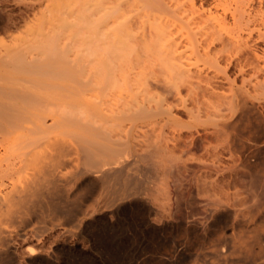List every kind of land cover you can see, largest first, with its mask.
<instances>
[{
  "label": "bare ground",
  "instance_id": "1",
  "mask_svg": "<svg viewBox=\"0 0 264 264\" xmlns=\"http://www.w3.org/2000/svg\"><path fill=\"white\" fill-rule=\"evenodd\" d=\"M231 1L229 3L233 7H230V15L234 25L249 10L251 5L248 3L255 0ZM97 2L89 4L87 9L92 11L85 15L83 28H74L69 35L70 40L80 37V47L88 54L90 60L87 62L82 57L83 64L88 63L86 69L83 67L84 70L76 69L79 65L77 59L74 61L68 57L67 52L62 50V44L61 47L55 45L56 42L52 43L69 28L70 24L63 18L53 23L60 29L39 31L41 36L45 33L44 36L49 38L45 41L50 43L39 41L37 44V26L12 35L10 39L0 38V264L42 263L44 257L37 255L36 248L29 246L27 256L22 249L23 242L29 238L28 232L37 237L48 228L32 227L33 220L39 217L70 216L73 214L71 208L77 206L75 202L78 203L84 197L81 198L82 193L90 199L100 190L105 193L104 200H100L103 202L101 206L96 202L98 198H91V201L96 202V208L92 211L100 216L88 220L89 211L79 209L73 214L79 219L72 226H67L64 232L78 237L88 234L89 244L101 255H104L106 237L98 236V227L114 225L109 218L119 217L124 210L140 211L134 228L142 235L162 236L172 233L176 236H212L216 228L220 227L222 236H228L231 215L226 205L228 201H223L222 210L217 207L219 212L222 211L220 215L223 218H219L222 224H218L220 222L216 218V205L209 206L207 219L202 224L185 222L164 206H151L154 196L147 186L148 177L138 178L134 171L128 170L130 164L138 162L144 155L162 150L177 153L176 147L180 148L179 141L183 137L189 141L185 145L189 146V150L192 146L194 149L198 147L199 141L208 145L214 131L212 134L211 129L205 133V129L200 130L196 108H189L187 98L180 92H170L171 95L152 92L146 87L147 78L144 80L142 77L141 81L133 75L138 64L132 57V43L136 45V34L141 29V35L146 37L147 34L155 33L157 38L154 40H161L168 31L163 25V14H130L121 5L105 6ZM147 6L150 8L149 3ZM239 8H242L240 15ZM225 9L221 11L215 6L204 10L201 17L224 28L228 24ZM138 16L143 18L142 26L135 27L132 22ZM136 20L140 21L135 19L134 23ZM156 45L159 46L158 43ZM165 52L166 48L159 53ZM167 55L169 53L163 54V59ZM240 104L247 112L246 116L251 118L249 113L253 107L244 99ZM225 108L232 110L231 103L228 102ZM183 110L189 117L188 121L178 115ZM229 113L224 115L222 125L226 143L231 127ZM254 117L257 121L259 114L256 113ZM137 127L146 130L135 136L133 132ZM150 130L155 133L151 139L148 135ZM184 149L186 154L187 147ZM188 152L191 153V156L187 154L190 160H200L194 156L195 151ZM178 154V158L174 154L175 158L183 159L182 153ZM184 162L187 164V161ZM72 166H75V170L70 173ZM164 188L161 190L164 191ZM162 195L167 194L164 192ZM232 238L229 237V242H233L231 252L235 255L239 253L238 257H233L234 253L231 252L227 255L221 250L223 253L214 254L216 262L210 261L212 264H264V236L256 233L255 236ZM177 245L174 255H186L187 251L180 244Z\"/></svg>",
  "mask_w": 264,
  "mask_h": 264
},
{
  "label": "rangeland",
  "instance_id": "2",
  "mask_svg": "<svg viewBox=\"0 0 264 264\" xmlns=\"http://www.w3.org/2000/svg\"><path fill=\"white\" fill-rule=\"evenodd\" d=\"M227 1L0 0V38L10 39L12 35L37 26V44L39 41L50 43L45 41L49 40L47 36H44L45 33L42 35L47 39L43 38L39 31L60 29L53 23L63 18L70 24L69 28L57 36L52 43L56 42L55 45L59 46L62 44L64 53L67 52V56L74 61L77 59L79 65L76 69L83 70L88 63L83 64L82 57L86 62L90 59L86 51L80 47L78 42L80 37L72 41L69 35L72 29L83 28L85 15L92 11L87 8L92 3H102L105 6L121 5L130 14L162 13L163 25L168 30L161 38L162 41L154 40L157 38L155 33L147 34L146 37L141 35V29L136 34L134 42L136 45L132 43L134 48L132 57L135 64H138L133 75L139 77L141 81L147 78L146 87L152 92L169 93V95L173 92V94L180 92L183 97L187 98L186 104L189 108H196L195 115L200 116L197 118L201 124L200 130L205 129L203 131L205 133L211 129L212 134L214 131V135H211L214 138L209 137L211 142L208 145H205L206 142L199 141L197 149L192 146L189 150V146H185L189 141L183 137L179 141L180 148L176 147L178 150L175 152L177 153L170 151L166 153L159 150L160 152L156 154L144 155L138 162L130 164L127 169L134 171L139 176L138 178L148 177L147 186L154 196L151 206L156 208L164 206L185 222L202 224L207 219L209 206L216 205V208H220L226 201L229 202L226 205L231 211L228 236H222L220 227L216 228L212 236H176L174 233V235L168 233L162 236H148L142 235L134 228L140 217V211L137 209L124 210L119 217L109 218L115 223L114 225L104 224L98 227V236L106 237L103 246L104 255H101L89 244L88 234L83 237L79 236V238L76 234L72 236L64 232L67 226L73 225L79 219L73 215L79 209L89 211L88 220H95L100 216L93 213L92 209L96 208V202L100 206L103 204L101 201L104 200L105 193L102 190L99 193L96 192L97 196L94 194L91 197L94 200L98 198V201L94 202L91 198H85V193L83 195L81 192V198L84 197L78 203L75 202L77 206L72 203L75 205L71 208L72 215L42 217V219L39 217L36 221L33 220L32 227L48 228L47 230L45 228V233L37 237L28 232L29 238H26L22 244L26 256L28 247L31 246L37 249V255L44 257L42 263L39 264H209L210 261L216 262L214 254L224 251L228 255L231 252L230 246L233 242L231 240L229 242V237L230 239L233 237L234 240L238 236H255L256 233L264 236V0L248 3L251 6L243 14L241 13L242 8H239V15H245V18L241 15L240 21L236 24L234 22V25L232 22L234 20L230 15V7H233L230 4L232 1L230 0V3ZM148 3L150 8L147 6ZM215 6L219 10L222 9L221 11L223 8L228 10L225 9L226 15L228 14V24L224 28H219L212 21L201 17L204 10ZM135 19L140 21L136 20L137 22L134 23ZM134 22L132 23L136 25L135 27L142 26L143 18L138 16L134 18ZM148 43L153 44L151 48L156 50L155 52L151 50ZM164 48L166 52L163 54L169 53V56L163 59L164 56L160 53ZM159 58L161 61L158 60ZM174 68L177 70L174 71ZM240 99H244L249 106L253 107L249 113L251 118L246 116L247 112L245 113L241 107ZM228 102L231 103L232 110L230 111L225 108ZM228 113L231 115V127H229L226 143L222 125L223 117ZM256 113L259 114L257 121L254 117ZM178 115L184 121L189 120L185 110L179 112ZM144 130L146 128L137 127L133 134L138 136ZM154 134L151 130L149 131L150 139ZM182 147L183 149L187 147V150L193 153L195 151L194 156L199 157L200 160L199 158H196L198 161L190 160L187 154L191 153L187 151L188 153L185 154V149L183 150ZM179 152L182 153L183 159L179 156L181 160L177 159ZM184 161H187V164ZM74 170L75 166H72L69 172L72 173ZM162 182L165 186H161L164 185ZM161 187H165L167 191L165 188L164 191L161 190ZM164 192L169 196L162 195ZM225 195L228 197L225 198ZM220 210L218 209L216 214L218 222L223 218ZM177 244L187 251L186 255L182 257L174 255ZM236 255L238 257L239 253ZM236 255L234 253L233 257ZM3 264L9 263L4 262Z\"/></svg>",
  "mask_w": 264,
  "mask_h": 264
}]
</instances>
